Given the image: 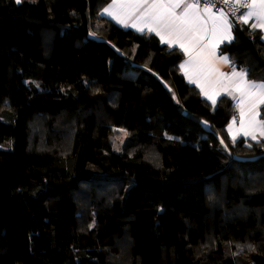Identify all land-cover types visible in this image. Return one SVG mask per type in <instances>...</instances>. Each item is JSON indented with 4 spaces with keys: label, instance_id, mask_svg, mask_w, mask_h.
Masks as SVG:
<instances>
[{
    "label": "trees",
    "instance_id": "1",
    "mask_svg": "<svg viewBox=\"0 0 264 264\" xmlns=\"http://www.w3.org/2000/svg\"><path fill=\"white\" fill-rule=\"evenodd\" d=\"M104 5L0 0V264H264V138ZM220 49L264 82L261 31Z\"/></svg>",
    "mask_w": 264,
    "mask_h": 264
},
{
    "label": "crops",
    "instance_id": "2",
    "mask_svg": "<svg viewBox=\"0 0 264 264\" xmlns=\"http://www.w3.org/2000/svg\"><path fill=\"white\" fill-rule=\"evenodd\" d=\"M21 1V0H20ZM32 1V0H31ZM235 1V0H233ZM134 2V0H118L119 3ZM186 3H191L193 0H185ZM113 4V0H105V5L100 11L101 17L113 21L115 24L122 28L132 29L137 32H147L154 35L155 32H149L147 28L140 31L143 27L142 24L137 23V18L143 13L144 8H139L133 11L129 8L113 7L111 11H105L110 5ZM147 7V5H145ZM185 4L175 9L177 14H181L184 10ZM204 6L199 5L198 15L201 17L200 26L207 30V34L203 36L199 45L188 44V51L180 46L179 43L172 44L169 47H176L181 50L183 58L179 64V69L183 74L185 80L195 86L210 104L214 105L220 95L229 94L235 97L234 104L237 109V116L233 118L227 127V132L230 138H237L239 136L250 140H260L264 138V124L260 116V107L263 103L259 101L264 99L258 90H247L251 95L244 96V103L240 104L241 94L236 91L235 86L246 79L248 82L262 83L260 80H251L241 74L242 68H237L229 59V56L221 52V46L224 43H228L233 39V27L234 23L229 14L224 10H212V14L219 18L221 13L224 14V18L228 21L229 29L227 32L218 30L215 37L211 35L212 20L208 18V14L203 11ZM250 9L245 8L242 13L248 12ZM243 22V20H242ZM260 21L256 16L249 18L248 23L244 25L261 31L262 38L264 40V28L252 27L253 24H259ZM135 25V26H134ZM199 35V34H198ZM157 36V35H156ZM161 41L160 37L157 36ZM167 39L168 37L165 36ZM162 43V42H161ZM165 44V43H163ZM207 45V47H204ZM226 58V59H225ZM237 73V75H233ZM244 73L245 70H244ZM211 97V99L209 98ZM241 108H243L244 115L241 117ZM243 119V127H241V120ZM245 133H248L247 135ZM255 137V138H253Z\"/></svg>",
    "mask_w": 264,
    "mask_h": 264
},
{
    "label": "snow or ice",
    "instance_id": "3",
    "mask_svg": "<svg viewBox=\"0 0 264 264\" xmlns=\"http://www.w3.org/2000/svg\"><path fill=\"white\" fill-rule=\"evenodd\" d=\"M20 0H17L19 3ZM201 0H193L191 3H186L185 0H134V2L119 3L118 0H113V4L109 6L105 11H111L113 7L129 8L135 11L139 8H144L143 13L137 18V23L142 24L144 28H147L149 32H155L160 37L161 42L172 45L179 43L182 48L187 52L188 44L199 45L203 36L207 34V30L200 26L201 17L198 15L199 4ZM228 2V0H225ZM205 7L203 11L208 14V18L212 20L211 35L215 37L218 30L225 32L229 29L228 21L224 18V14L221 13L217 18L212 14V10L208 7L209 0H204ZM235 3L241 7L250 9V11L241 13L240 19L245 24L248 23L249 18L256 16L260 21L259 24H253L252 27L264 28V0H235ZM181 4H185L184 10L181 14H177L175 9L179 8ZM147 5V7H145ZM135 26V25H134ZM199 34V35H198ZM165 36L168 38L166 39ZM204 47H207L205 45ZM226 59V58H225ZM241 74L246 77L244 70H241ZM237 75V73H233ZM236 91L240 92V104L244 103V96L251 95L247 90L255 89L264 95V82H248L246 79L235 86ZM231 95V93H229ZM211 99V97H209ZM235 99V97H233ZM264 103V99L259 101ZM244 112L241 108V117ZM243 119L241 120V127H243ZM264 127V124L261 125ZM246 135L248 133H245ZM255 138V137H253ZM234 139V137H233Z\"/></svg>",
    "mask_w": 264,
    "mask_h": 264
},
{
    "label": "built area",
    "instance_id": "4",
    "mask_svg": "<svg viewBox=\"0 0 264 264\" xmlns=\"http://www.w3.org/2000/svg\"><path fill=\"white\" fill-rule=\"evenodd\" d=\"M199 5L205 7L204 0H201ZM207 6L216 11L219 10L226 11L229 14L234 24H238V25L243 24L242 19H240V16L245 8L235 3V1L233 0H228V2H225V0H209Z\"/></svg>",
    "mask_w": 264,
    "mask_h": 264
},
{
    "label": "rangeland",
    "instance_id": "5",
    "mask_svg": "<svg viewBox=\"0 0 264 264\" xmlns=\"http://www.w3.org/2000/svg\"><path fill=\"white\" fill-rule=\"evenodd\" d=\"M60 120V118H57ZM37 127V126H36ZM34 127L35 132H37V128ZM39 131H43V128H39ZM38 133V132H37ZM126 136V132L124 130H120L113 138V144H114V148L116 150H122V147L124 145V139ZM41 139V138H40ZM39 139V140H40Z\"/></svg>",
    "mask_w": 264,
    "mask_h": 264
}]
</instances>
